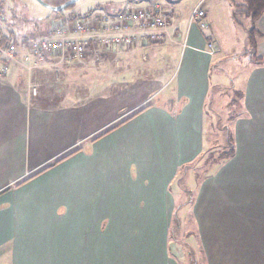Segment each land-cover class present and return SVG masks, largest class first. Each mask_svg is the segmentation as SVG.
Here are the masks:
<instances>
[{
  "label": "crops",
  "instance_id": "0c3cea01",
  "mask_svg": "<svg viewBox=\"0 0 264 264\" xmlns=\"http://www.w3.org/2000/svg\"><path fill=\"white\" fill-rule=\"evenodd\" d=\"M205 10L208 29L190 25L192 11L183 18L171 9L170 38L150 47L164 53L159 65L172 58L169 47L176 52L182 47L170 78L176 82L170 104L155 100L165 84L144 78L132 64L113 77L119 82L113 84L123 87L115 94L113 86L98 91L91 81L82 98L76 97L80 89H63L99 64H116L119 51L124 56L134 51L133 58L140 51L143 59L141 47L108 50L102 61L52 59L32 73L14 63L19 67L12 64L0 75V264H182L170 242L179 206L171 183L206 150L210 73L220 50ZM257 26L256 55L264 59V14ZM209 42L215 55L207 52ZM37 83L42 87L35 95ZM240 85L234 156L199 183L190 209L206 264H264V64L253 60Z\"/></svg>",
  "mask_w": 264,
  "mask_h": 264
},
{
  "label": "rangeland",
  "instance_id": "374dc122",
  "mask_svg": "<svg viewBox=\"0 0 264 264\" xmlns=\"http://www.w3.org/2000/svg\"><path fill=\"white\" fill-rule=\"evenodd\" d=\"M61 1L47 0L48 3L53 5H59ZM147 1L149 0H79L62 12L63 14H73L86 18L90 13L96 15L101 14L105 8L113 10L123 8L128 4L144 7L149 4ZM156 1H161L168 9H172L177 14L183 16V18H188L190 12L202 0ZM242 3L243 0H204V5L212 21V30L220 47L217 55H215L216 53L214 54V66L210 73V98H213V101H211L213 109L209 108L208 101L204 134L206 137V149L214 151H218V149L220 151L223 145H225L224 142H227L226 125L232 127L234 121L240 114V103L242 102L239 90L242 88L240 87V82L244 80L249 67L253 63V59H251L252 54L250 53L252 49L248 50L247 42V30L250 28L251 23L240 9ZM2 7L3 18L0 24L5 30L10 31V28H12L17 32L19 37L24 34L32 37H40L47 32V28L53 19H58L60 16L64 17L63 14L56 16L55 11L45 7L38 0H2ZM167 45L171 46V43L168 42ZM175 45L179 46L178 44ZM181 50L182 47L177 50L178 52H176L175 48L170 49L169 47L168 51L169 53L172 52L173 56L168 61H165L167 63L160 65L159 63L163 61L164 53L157 52V50H148L147 61H143L139 53L140 51L135 52L138 53V56L135 58L132 57L134 51L126 56L123 55L124 53L122 51H119L118 54L120 57L117 58L118 62L116 64H110L111 62L108 61L107 66H100L99 64L98 68H94L98 74L97 80L94 79L96 78V75H94L96 72L92 69L94 73L92 72V74L86 75L84 79L64 84L63 89L66 91L67 89H80L82 92L77 93L76 97L82 98L86 95V91H84L87 88L85 83L90 84L91 81L98 88V91L113 86L114 90L116 89L113 91L115 94L123 90V87L121 85L117 86L116 84L119 82L113 81V77L119 71L122 73V70H125L124 67L127 64H132L134 66L133 69H135V65L138 66V70L142 72L144 78L153 77L165 84L162 93L155 100L170 104L167 97H170L176 91V82H172L170 78L175 77L177 65L181 59ZM166 53L168 52L166 51ZM123 59L129 60L123 62ZM153 59L156 61V65L149 66L146 64L151 63ZM129 61H132V63H129ZM144 63L146 66L142 65ZM14 65L15 67H19V64ZM60 71L61 69L58 72ZM20 73L23 75V71H20ZM118 80L121 81L124 79L120 78ZM37 85L38 94L42 84L37 83ZM203 169L204 167L202 165H194L193 168H188L185 172L182 169L181 173L183 172V174L180 175L179 173L171 183V189L177 195L176 198L178 199L177 203L179 206L174 214V219L177 221H173L170 231V242L172 252L181 257L182 264H206V260H203L200 251V245H202L200 237H197L191 232L197 231L199 233V230L196 220L193 217V212L190 210L197 198V187L200 183L199 178L203 176ZM179 177L181 180L178 182L177 179ZM174 224H176V227L173 228ZM172 229L174 230L172 231Z\"/></svg>",
  "mask_w": 264,
  "mask_h": 264
},
{
  "label": "built area",
  "instance_id": "2783aa9c",
  "mask_svg": "<svg viewBox=\"0 0 264 264\" xmlns=\"http://www.w3.org/2000/svg\"><path fill=\"white\" fill-rule=\"evenodd\" d=\"M0 8V22L2 21ZM172 11L161 1H153L144 7L128 5L101 14L90 13L86 18L72 15L53 19L47 32L32 39L29 44H16L14 41H0V75L9 73L11 65L22 63L29 72L43 68L52 59L59 63L92 59L102 61L108 50L117 48L135 49L141 47L143 59H148V50L157 44L165 43L171 36ZM190 25L200 29L210 27L204 0L193 9ZM207 52L216 53L213 42L208 43ZM38 85L33 86L37 94Z\"/></svg>",
  "mask_w": 264,
  "mask_h": 264
},
{
  "label": "trees",
  "instance_id": "16d2710c",
  "mask_svg": "<svg viewBox=\"0 0 264 264\" xmlns=\"http://www.w3.org/2000/svg\"><path fill=\"white\" fill-rule=\"evenodd\" d=\"M65 1L66 0H62L60 3L65 2ZM241 7L244 9L245 16L249 19V21L251 23V26L248 29V41H249V44H250L251 49H252V51H250V53L252 54L251 56H253L255 54V57L253 56L252 59L255 60L257 63L264 64V59L262 57H259L256 55L257 54V36L260 34V30L258 29L257 23H258V20L264 14V0H244ZM0 8H1V12L3 14L2 0H0ZM55 14H56V16L57 15L60 16L63 14V12L62 13L56 12ZM7 26L10 28L9 25H7ZM37 37H39V36L32 37V36L27 35V34H24L21 37H19L17 32H15L12 28H10V31H8L7 29L5 30L4 27L0 24V41L3 44L8 43L9 41H14L18 45H22L23 42H25V44H29V42L32 39L37 38ZM213 66H214V64H213ZM151 104L152 103H149V104H146L143 107L139 108L134 113H132L130 116L124 118L123 120L119 121L115 125L111 126L110 128L106 129L105 131L101 132L99 135L94 137L92 139V141L97 140L98 138L108 134L109 132H111V131L115 130L116 128L120 127L121 125L125 124L127 121L131 120L132 118H134L135 116H137L138 114H140L141 112H143L144 110L149 108L151 106ZM226 132H227V142L226 141H225L226 143L224 142L225 145H223L222 149L220 148L221 149L220 151H219V149H218V151H214L211 149L204 150L202 152V154L198 157V159L195 160L194 163L187 164L182 168V169H184L183 172H185L188 168L189 169L193 168L194 165H202L204 167L203 176H202V178L198 177L200 182H201V180H203L206 177L214 174L221 166H223L225 163H227L234 156V142H233L232 127L226 125ZM78 150H79V148H75V149L71 150L70 152H68L64 156L56 159L52 163L44 166L43 168L36 171L35 173H33V174L29 175L28 177L22 179L21 181H19L17 183L16 186H20V185L28 182L29 180H31L35 176L39 175L40 173H42V172L46 171L47 169L51 168L52 166L58 164L62 160L70 157L71 155L76 153ZM181 170H180V175L183 174V172L181 173ZM177 180L179 182L181 180V178L179 177ZM174 221H175V219H174ZM175 225L176 224H174L173 228L176 227ZM173 230L174 229H172V231ZM191 232L194 233L197 237H199V233L197 231H194V232L191 231ZM172 237H175V236H172ZM200 248H201L200 251H201L202 258L205 261L204 248L202 245H200Z\"/></svg>",
  "mask_w": 264,
  "mask_h": 264
},
{
  "label": "water",
  "instance_id": "95a60500",
  "mask_svg": "<svg viewBox=\"0 0 264 264\" xmlns=\"http://www.w3.org/2000/svg\"><path fill=\"white\" fill-rule=\"evenodd\" d=\"M42 5H44L47 8L52 9L55 12H62L65 9L69 8L72 6L74 3H76L79 0H66L65 2L59 4V5H53L48 3L46 0H38Z\"/></svg>",
  "mask_w": 264,
  "mask_h": 264
}]
</instances>
